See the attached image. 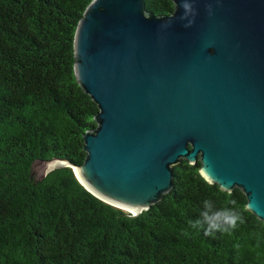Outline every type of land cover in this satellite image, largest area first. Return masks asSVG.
I'll return each instance as SVG.
<instances>
[{
	"label": "water",
	"instance_id": "water-1",
	"mask_svg": "<svg viewBox=\"0 0 264 264\" xmlns=\"http://www.w3.org/2000/svg\"><path fill=\"white\" fill-rule=\"evenodd\" d=\"M91 0L74 30L78 84L98 107L85 158L37 160L38 179L69 166L103 202L137 215L172 188V165L200 162L240 188L264 222V0ZM191 20L190 26L185 27Z\"/></svg>",
	"mask_w": 264,
	"mask_h": 264
},
{
	"label": "trees",
	"instance_id": "trees-1",
	"mask_svg": "<svg viewBox=\"0 0 264 264\" xmlns=\"http://www.w3.org/2000/svg\"><path fill=\"white\" fill-rule=\"evenodd\" d=\"M91 0H0V264H264V222L240 188L221 191L199 165H172V188L137 215L103 202L71 167L36 179L37 160L85 158L98 107L74 69L73 39ZM167 15L172 0H144ZM240 209L231 233L189 227L203 202Z\"/></svg>",
	"mask_w": 264,
	"mask_h": 264
},
{
	"label": "clouds",
	"instance_id": "clouds-1",
	"mask_svg": "<svg viewBox=\"0 0 264 264\" xmlns=\"http://www.w3.org/2000/svg\"><path fill=\"white\" fill-rule=\"evenodd\" d=\"M178 7L183 9L181 19H184L190 13H193V7L189 0H181ZM191 23L192 21L189 20L185 27L190 26ZM200 176L208 184L217 182V179L211 174L210 168L204 167L200 171ZM229 188L230 186L221 183V191H228ZM231 203L233 207L217 208L212 201L205 200L203 202V210L199 213V218L189 221V227L196 230H202L206 236H213L217 232L222 234L231 233L239 224L244 222L241 210L235 207L236 202L232 201ZM247 210H254L250 203L247 206ZM143 211H147V209L145 208Z\"/></svg>",
	"mask_w": 264,
	"mask_h": 264
},
{
	"label": "rangeland",
	"instance_id": "rangeland-1",
	"mask_svg": "<svg viewBox=\"0 0 264 264\" xmlns=\"http://www.w3.org/2000/svg\"><path fill=\"white\" fill-rule=\"evenodd\" d=\"M34 173H35V172L32 170V174H34ZM34 175H35L36 179H38L37 176H36V174H34Z\"/></svg>",
	"mask_w": 264,
	"mask_h": 264
}]
</instances>
